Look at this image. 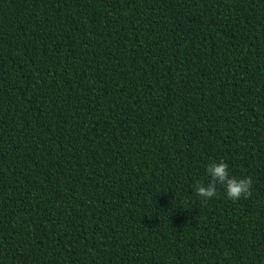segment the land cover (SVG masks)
<instances>
[{
    "label": "trees",
    "instance_id": "obj_1",
    "mask_svg": "<svg viewBox=\"0 0 264 264\" xmlns=\"http://www.w3.org/2000/svg\"><path fill=\"white\" fill-rule=\"evenodd\" d=\"M0 264H264V0H0Z\"/></svg>",
    "mask_w": 264,
    "mask_h": 264
},
{
    "label": "clouds",
    "instance_id": "obj_2",
    "mask_svg": "<svg viewBox=\"0 0 264 264\" xmlns=\"http://www.w3.org/2000/svg\"><path fill=\"white\" fill-rule=\"evenodd\" d=\"M207 174L210 177L209 182L205 185L198 183L196 185V195L202 201H208L217 195V185L224 186L227 197L233 201H239L242 197L248 198L251 196L252 179L251 177L237 179L231 177L228 165L220 161L219 163L212 162L208 165Z\"/></svg>",
    "mask_w": 264,
    "mask_h": 264
}]
</instances>
